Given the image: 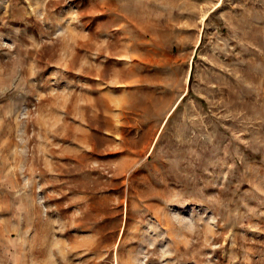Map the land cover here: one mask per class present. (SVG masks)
Wrapping results in <instances>:
<instances>
[{"label":"rangeland","instance_id":"374dc122","mask_svg":"<svg viewBox=\"0 0 264 264\" xmlns=\"http://www.w3.org/2000/svg\"><path fill=\"white\" fill-rule=\"evenodd\" d=\"M0 264H264V0H0Z\"/></svg>","mask_w":264,"mask_h":264}]
</instances>
